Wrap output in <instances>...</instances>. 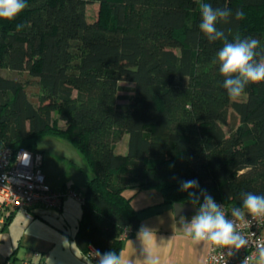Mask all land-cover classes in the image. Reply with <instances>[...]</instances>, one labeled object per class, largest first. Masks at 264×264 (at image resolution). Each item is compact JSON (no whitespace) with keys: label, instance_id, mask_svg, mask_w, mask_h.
Instances as JSON below:
<instances>
[{"label":"trees","instance_id":"obj_1","mask_svg":"<svg viewBox=\"0 0 264 264\" xmlns=\"http://www.w3.org/2000/svg\"><path fill=\"white\" fill-rule=\"evenodd\" d=\"M205 2L232 10L218 24L229 41L264 48V0H27L0 19V146L40 152L37 140L54 135L85 155L93 176L73 237L85 254L123 250L140 229L145 209L133 199L143 191L174 207L191 199L179 181L197 179L230 210L242 191L264 195V81L227 95L222 42L198 29ZM94 3L99 17L89 21Z\"/></svg>","mask_w":264,"mask_h":264},{"label":"clouds","instance_id":"obj_2","mask_svg":"<svg viewBox=\"0 0 264 264\" xmlns=\"http://www.w3.org/2000/svg\"><path fill=\"white\" fill-rule=\"evenodd\" d=\"M26 7L27 0H0V19H14ZM232 15L231 9L214 8L211 3H202L198 29L210 42H222L216 53L219 73L224 77L222 87L232 100H236L249 84L264 81V48H261L259 40L251 37L236 36L229 41L218 24L228 22ZM243 15V11L237 10L234 18L240 20ZM21 27L23 25H17L18 29ZM193 189H199V194L190 191ZM178 190L187 192L191 197L189 203L196 208L190 220L181 216L179 221L185 235L195 242L239 249L248 241L236 231L237 222L245 220L246 215L251 219L264 217V195L242 191L240 207H233L229 215L206 189L200 187L197 179L180 180ZM138 235L142 244L138 256L134 255L135 251L109 250L101 253L97 250L94 253L96 264H160L159 256L148 244L149 230L143 228ZM255 264H264V246H258Z\"/></svg>","mask_w":264,"mask_h":264},{"label":"rangeland","instance_id":"obj_3","mask_svg":"<svg viewBox=\"0 0 264 264\" xmlns=\"http://www.w3.org/2000/svg\"><path fill=\"white\" fill-rule=\"evenodd\" d=\"M99 11V3L89 4L88 20H97ZM18 76L25 81L24 74ZM124 85L131 84L124 83ZM120 94L123 97L119 102H127L125 96L130 95L131 91H121ZM224 128L229 132V126ZM36 144L44 157L42 171L47 183L57 191L65 193L74 191L82 197L87 180L93 176L85 155L70 141L54 135L42 136ZM117 151L127 153V136L118 143ZM133 166V164L129 165L127 170H131ZM131 192L128 190L127 194L131 195L133 193ZM6 214L0 211V262L23 264L24 261L36 262V253L39 254L37 259L40 261V258L47 257L50 253V257L57 255L65 244H75L73 237L82 215V203L73 196H66L61 208L37 207L34 209L33 219H28L25 211L17 210L11 221L5 225Z\"/></svg>","mask_w":264,"mask_h":264},{"label":"built area","instance_id":"obj_4","mask_svg":"<svg viewBox=\"0 0 264 264\" xmlns=\"http://www.w3.org/2000/svg\"><path fill=\"white\" fill-rule=\"evenodd\" d=\"M43 156L27 148L15 150L12 147L0 146V211H25L26 217H35L33 210L38 206L46 208H61L66 196H73L82 202L74 191L61 192L52 188L46 181L42 171ZM225 212L230 215V209L223 203ZM191 219V218H190ZM189 219V220H190ZM1 221H3L1 219ZM236 231L240 232L248 241L247 245L239 249L221 247L209 243L206 254V264H255L258 246H264V217H245L238 221ZM130 230L125 231V236ZM96 248L91 247L87 256L96 264L94 253ZM236 251V257H234ZM39 254L36 253V257ZM23 264H34L24 261Z\"/></svg>","mask_w":264,"mask_h":264},{"label":"crops","instance_id":"obj_5","mask_svg":"<svg viewBox=\"0 0 264 264\" xmlns=\"http://www.w3.org/2000/svg\"><path fill=\"white\" fill-rule=\"evenodd\" d=\"M150 193L151 190L143 191L133 199L134 207L145 211L142 214L140 229L135 236L125 241L122 251H135L134 255L138 256L142 251L138 234L141 229L146 228L149 230L148 244L154 254L159 256L160 264H206L208 243L195 242L186 236L179 222L180 217L175 216L174 207L158 205L162 197L157 192ZM186 218L190 219L191 216ZM73 240L75 241L74 238ZM50 256L51 253L47 257L40 258V261L35 256L34 264H95L79 249L76 242L72 245H63L57 255ZM140 258L143 259L142 256Z\"/></svg>","mask_w":264,"mask_h":264},{"label":"water","instance_id":"obj_6","mask_svg":"<svg viewBox=\"0 0 264 264\" xmlns=\"http://www.w3.org/2000/svg\"><path fill=\"white\" fill-rule=\"evenodd\" d=\"M175 216H192L195 214L196 208L191 203H175L174 204ZM236 251L234 257H236Z\"/></svg>","mask_w":264,"mask_h":264}]
</instances>
